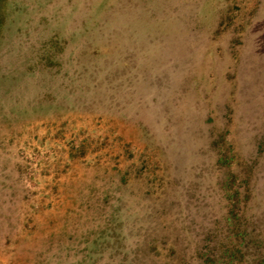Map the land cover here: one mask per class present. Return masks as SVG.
I'll use <instances>...</instances> for the list:
<instances>
[{
	"label": "rangeland",
	"instance_id": "rangeland-1",
	"mask_svg": "<svg viewBox=\"0 0 264 264\" xmlns=\"http://www.w3.org/2000/svg\"><path fill=\"white\" fill-rule=\"evenodd\" d=\"M0 264H264V0H0Z\"/></svg>",
	"mask_w": 264,
	"mask_h": 264
}]
</instances>
